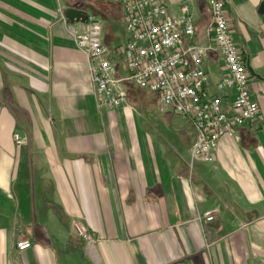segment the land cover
I'll use <instances>...</instances> for the list:
<instances>
[{"label": "crops", "instance_id": "0c3cea01", "mask_svg": "<svg viewBox=\"0 0 264 264\" xmlns=\"http://www.w3.org/2000/svg\"><path fill=\"white\" fill-rule=\"evenodd\" d=\"M84 1L74 8L121 46V6ZM163 2L175 18L187 6L193 43L209 44L205 0ZM59 5L69 7L0 0V264H264V0H226L232 37L261 77L251 76L260 119L224 136L212 164L191 163L190 121L161 115L170 134L139 93L136 104L98 108ZM223 64L215 51L203 63L211 92ZM75 223L94 235L91 248ZM24 240L32 247L19 251Z\"/></svg>", "mask_w": 264, "mask_h": 264}, {"label": "built area", "instance_id": "2783aa9c", "mask_svg": "<svg viewBox=\"0 0 264 264\" xmlns=\"http://www.w3.org/2000/svg\"><path fill=\"white\" fill-rule=\"evenodd\" d=\"M124 14L125 39L117 48L104 41L103 25L90 15L87 23H68L60 6L62 20L76 48L85 56L93 95L101 110H117L127 104L123 82L157 95L162 116L174 114L191 122L195 139L190 149L191 163L212 164L220 140L236 134L248 124H257L260 106L252 93V77L243 50L232 37L226 0H205L211 12L209 44L193 43L194 17L187 6L175 18L163 0H111ZM211 51L223 59V74L209 88L203 63ZM118 60L125 63L128 76L117 78ZM13 140L23 143L19 133ZM205 223L215 220V210L202 215ZM74 232L91 248L94 235L80 223ZM32 247L30 241L17 244L19 251Z\"/></svg>", "mask_w": 264, "mask_h": 264}, {"label": "rangeland", "instance_id": "374dc122", "mask_svg": "<svg viewBox=\"0 0 264 264\" xmlns=\"http://www.w3.org/2000/svg\"><path fill=\"white\" fill-rule=\"evenodd\" d=\"M73 1H75V4L79 3L78 4L79 8H84V9L88 8V5L85 3L84 0H73ZM59 6H61L63 8L62 5H59ZM72 8H74V7H72ZM79 8H77V9H79ZM61 20H62V17H61ZM65 24L67 25V23H65ZM67 28H68V25H67ZM105 31L107 32V30H105ZM68 33H69V31H68ZM106 44L111 48H115L116 46H118L119 40H117V41L114 40V41L110 42L109 38H108L106 41ZM117 64H118V71L120 72V74L117 75V78L122 79V78L127 77L128 72L126 71L124 61L118 60ZM123 86L126 89V92L128 93V98H127L128 101H130V102L133 101V104H136L134 102L135 94L139 93V95L143 97L144 102H146V106L145 107L143 106L142 108L147 112L148 116L151 117L150 119L158 125L164 124L165 128L167 129V131L170 134H176V133H173V130H172L173 125L170 123L168 118L162 117L161 114L159 113V111H158V98H157V95L155 93H153L147 89L137 88V86H135V84H133L131 82H123ZM137 106L141 110L140 106H142V105L138 104ZM176 127H178V126H176ZM193 142H194V140L192 139L191 144H193Z\"/></svg>", "mask_w": 264, "mask_h": 264}, {"label": "water", "instance_id": "95a60500", "mask_svg": "<svg viewBox=\"0 0 264 264\" xmlns=\"http://www.w3.org/2000/svg\"><path fill=\"white\" fill-rule=\"evenodd\" d=\"M65 17L70 24H77V23H87L88 17L85 15V12L80 9L75 8H66L64 11ZM246 66L251 74L252 77H255L257 79H261L259 75H257L254 70L251 68L249 60L246 61Z\"/></svg>", "mask_w": 264, "mask_h": 264}, {"label": "trees", "instance_id": "16d2710c", "mask_svg": "<svg viewBox=\"0 0 264 264\" xmlns=\"http://www.w3.org/2000/svg\"><path fill=\"white\" fill-rule=\"evenodd\" d=\"M67 4L69 7H77L75 4V1H73V0H67Z\"/></svg>", "mask_w": 264, "mask_h": 264}]
</instances>
